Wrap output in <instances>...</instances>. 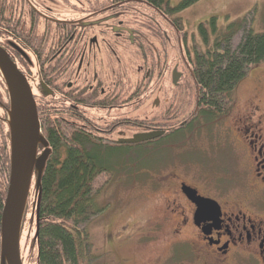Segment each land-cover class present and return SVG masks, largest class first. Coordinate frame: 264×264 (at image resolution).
Listing matches in <instances>:
<instances>
[{
	"label": "flooded vegetation",
	"instance_id": "1",
	"mask_svg": "<svg viewBox=\"0 0 264 264\" xmlns=\"http://www.w3.org/2000/svg\"><path fill=\"white\" fill-rule=\"evenodd\" d=\"M133 4L154 14L147 12L145 16V10L134 11ZM130 14L147 18L157 26L156 15L181 30L180 22H175L178 17L172 18L177 14L160 13L136 0H0V46L27 76L45 121L79 123L76 129L89 136L96 135L93 129L101 131L98 136L110 146L141 148L177 136L179 128L193 126L197 108L179 126H159L162 120L178 119L176 109L168 110L170 114L160 111L163 89L159 79L166 65L161 68L159 40L152 42L129 25L125 18ZM128 45L137 50L133 56L140 62L136 74L145 72L144 77L134 82L127 79L128 69L118 55ZM193 56L194 51L189 60L185 59L192 75ZM178 67L179 64L171 74L174 87L181 85L184 76ZM186 91L190 88L184 87L177 95ZM200 91L199 86L198 99ZM1 104L0 100V107ZM148 108L158 114H148ZM234 109L220 120L229 119ZM233 120L226 126L225 140L243 158L244 171L238 184H225L232 176L207 179L194 174L186 180L178 173L159 180L157 189L165 187L169 194L164 215L154 226L168 225L173 238L169 262L160 259V264H264V110L260 103L251 102ZM99 123L105 126H97ZM127 123L133 124L132 131L125 128ZM154 130L165 133L136 144L118 142ZM10 148L9 129V145L7 137L0 143V167H7ZM1 184L4 183L0 181ZM1 190L4 192L6 188L0 186ZM196 198L207 199L209 204L200 211ZM36 202L35 199V220L31 216L30 232L34 223L35 231L38 227ZM1 215L0 210V232ZM177 250L184 251L186 258L173 262Z\"/></svg>",
	"mask_w": 264,
	"mask_h": 264
},
{
	"label": "rangeland",
	"instance_id": "2",
	"mask_svg": "<svg viewBox=\"0 0 264 264\" xmlns=\"http://www.w3.org/2000/svg\"><path fill=\"white\" fill-rule=\"evenodd\" d=\"M181 1L170 0L174 6ZM135 7L134 11L140 13L146 11L145 16L147 12L154 14L144 6L135 5ZM138 7L140 10L137 9ZM154 16L159 18L158 27L142 16L130 14V17L125 20L152 42L156 43V38L159 40L161 68L162 65H166L162 68L165 70L159 79L163 89L160 94L163 102L160 111L167 112L172 109L171 112H174L176 109L178 115L177 120L170 122L162 120L159 126H179L181 121L189 117L198 105L199 86L189 71V64L186 63V60L190 59L189 56L193 54V48L197 44L201 45L197 31L198 25L214 16L218 18L219 25L223 28L236 21L247 19V23L255 33H262L264 32V0H200L177 14L176 17H172L174 20L177 17L182 18L183 28L180 32L166 19ZM241 36L240 33L234 38V45L239 43ZM201 48L203 46L198 47V49ZM136 51L128 45L127 50L118 52L128 69L127 79L130 82L145 76V72L136 74L137 64H140L136 57H133L136 56ZM115 61L114 57L113 62ZM178 64V71L184 76L180 80L181 85L174 87L171 74ZM184 87H189L190 91L177 95ZM8 96L6 83L0 73L2 102L0 143L5 142L7 137L9 145L7 122L9 116L5 109L10 107ZM234 96L233 108L235 109L229 119L218 122L195 120L191 128L183 129L177 136H171L170 139L167 137L165 141L145 145L143 148L119 146L107 149L108 156L114 160L112 163H115V168L110 178H106L108 180L98 197V203L103 210L100 207L102 212L93 217L87 225L91 251L85 264H160V259L165 258L166 263L169 262L173 252L171 246L173 238L169 233V226L156 228L154 223L163 217L166 197L169 194L165 187L157 189V184L160 179L167 177L170 173H178L186 180L191 179L194 174L207 179L218 177L223 179V177L232 176V179L225 181V184L229 186L240 182L244 171L243 158L238 155V152L235 153L225 140V130L226 126L234 121L233 118L241 111L244 112L251 102L260 103L264 110V62L251 67L247 76L237 85ZM148 110V114H158L155 110L151 111L149 108ZM167 113L170 114V111ZM142 114L143 112L140 111L139 115ZM76 124L79 125V123ZM96 125L105 126L103 123ZM127 125L125 128L132 131L133 124L127 123ZM93 131L98 135L101 132L98 129ZM8 154L10 155V151ZM0 163L2 164L1 160ZM7 178L9 182L7 169L0 167V181L4 183L0 185L2 189L8 184ZM36 180L37 176H34V186L28 200L25 224L23 223L21 253L23 261L25 259L24 264L37 262L35 223L34 229L29 231L31 216L35 220L33 201L37 200ZM185 258V252L177 250L172 261L180 262Z\"/></svg>",
	"mask_w": 264,
	"mask_h": 264
},
{
	"label": "trees",
	"instance_id": "3",
	"mask_svg": "<svg viewBox=\"0 0 264 264\" xmlns=\"http://www.w3.org/2000/svg\"><path fill=\"white\" fill-rule=\"evenodd\" d=\"M136 1L145 2L160 13L173 16L200 0H182L175 6L170 0ZM175 22L182 28L181 17ZM197 31L201 45L193 48L192 61L193 77L201 87L196 121L218 122L234 107V91L239 82L247 76L251 67L264 62V32L255 33L247 19L223 28L216 16L201 22ZM240 33L241 39L234 45L233 40ZM38 112L42 132L52 151L41 178L36 264H85L91 251L87 225L103 210L98 197L115 168L107 149L117 146L108 145L98 134L87 135L83 130L76 129V124L45 121L42 107L38 106ZM7 158L6 169L10 175L9 154ZM5 188L6 191L0 192L1 211L8 184Z\"/></svg>",
	"mask_w": 264,
	"mask_h": 264
},
{
	"label": "water",
	"instance_id": "4",
	"mask_svg": "<svg viewBox=\"0 0 264 264\" xmlns=\"http://www.w3.org/2000/svg\"><path fill=\"white\" fill-rule=\"evenodd\" d=\"M0 71L9 94L8 125L11 141V166L9 186L1 215V264H24L21 253L23 222L28 200L36 174L37 218L39 233V210L41 201V178L51 153L50 144L42 132L37 103L27 76L20 70L8 52L0 46ZM164 130L135 134L120 139L119 143H140L161 137ZM43 147L42 153L39 152ZM188 195L190 189L184 186ZM200 211L209 200L194 199Z\"/></svg>",
	"mask_w": 264,
	"mask_h": 264
}]
</instances>
